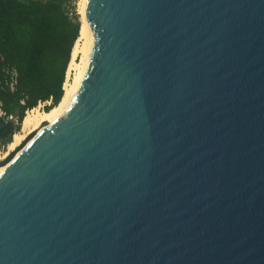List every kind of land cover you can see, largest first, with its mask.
Instances as JSON below:
<instances>
[{"label":"water","instance_id":"95a60500","mask_svg":"<svg viewBox=\"0 0 264 264\" xmlns=\"http://www.w3.org/2000/svg\"><path fill=\"white\" fill-rule=\"evenodd\" d=\"M83 18L78 88L0 172V264H264V0Z\"/></svg>","mask_w":264,"mask_h":264},{"label":"trees","instance_id":"16d2710c","mask_svg":"<svg viewBox=\"0 0 264 264\" xmlns=\"http://www.w3.org/2000/svg\"><path fill=\"white\" fill-rule=\"evenodd\" d=\"M76 0H0V109L20 121L38 102L61 99L79 32ZM14 73L11 77V73ZM13 79V80H10Z\"/></svg>","mask_w":264,"mask_h":264},{"label":"bare ground","instance_id":"6f19581e","mask_svg":"<svg viewBox=\"0 0 264 264\" xmlns=\"http://www.w3.org/2000/svg\"><path fill=\"white\" fill-rule=\"evenodd\" d=\"M85 0H81L80 3V28L77 39L71 49V57L67 72L70 73V69L73 67L77 69V73L73 77L72 81L67 84L64 83V92L59 102L51 107L47 111H38L36 108L28 111L21 120V127L25 131L22 135H14L13 141L9 144L10 151H15L12 160H9L4 165L0 166V172L11 163L18 155L26 148V146L41 133L46 127H48L52 121L61 115L62 111L68 105L72 95L78 88V85L84 75L87 68L89 54L93 46V34L90 27L86 24L83 18V8ZM81 42V43H80ZM80 52V61L76 62V54ZM31 135V138H27ZM27 138V139H26ZM21 145V143H23Z\"/></svg>","mask_w":264,"mask_h":264},{"label":"rangeland","instance_id":"374dc122","mask_svg":"<svg viewBox=\"0 0 264 264\" xmlns=\"http://www.w3.org/2000/svg\"><path fill=\"white\" fill-rule=\"evenodd\" d=\"M80 3H81V0H76V11H77V13L79 14V21H80V12H79V8H80ZM79 28H80V26H79ZM77 39V38H76ZM76 41V40H75ZM75 41H74V43H75ZM74 43H73V45H74ZM81 43V42H80ZM70 57H71V53H70ZM70 57H69V60H68V63H67V66H66V70L65 71H67V69H68V66H69V61H70ZM80 57H81V53L80 52H78L77 54H76V57H75V61L76 62H79L80 61ZM77 73V69H75V68H71L70 69V77H69V81L67 82V84L68 83H70L71 81H72V79H73V77L75 76V74ZM11 77H13V75H14V73L12 72L11 74ZM10 80H13V79H11L10 78ZM63 89H64V85H63ZM46 104V103H45ZM44 104V105H45ZM42 103H40V104H37L35 107H33V108H31V109H37L38 111H44L43 110V106H44ZM31 109H28L27 110V112L28 111H30ZM26 111H25V113H24V115L27 113ZM0 114L1 115H3V112H2V110L0 109ZM7 116H9V115H7ZM11 116H12V118L14 119V123H13V131H12V133H11V136L5 141V142H0V161L2 160V159H4V157H6V155L10 152V150H9V148H8V146H9V144L13 141V139H14V135H22V134H24V130L22 129V127H21V120L20 121H18L17 120V117L14 115V114H11Z\"/></svg>","mask_w":264,"mask_h":264},{"label":"built area","instance_id":"2783aa9c","mask_svg":"<svg viewBox=\"0 0 264 264\" xmlns=\"http://www.w3.org/2000/svg\"><path fill=\"white\" fill-rule=\"evenodd\" d=\"M67 70H68V69H67ZM69 77H70V73H68L67 71H65L63 85H64V83H66L67 81H69ZM40 103H42V104L44 105L45 103H46V104H49L50 101L47 100V101H43V102H38V104H40ZM26 112H27V110H26ZM3 114H4V113H3ZM9 116H11V115H9ZM11 117H12V116H11Z\"/></svg>","mask_w":264,"mask_h":264},{"label":"flooded vegetation","instance_id":"af4514ba","mask_svg":"<svg viewBox=\"0 0 264 264\" xmlns=\"http://www.w3.org/2000/svg\"><path fill=\"white\" fill-rule=\"evenodd\" d=\"M12 131H13V129H12ZM12 131H11V133H12ZM11 133L8 134L5 138L1 139L0 142H5L11 136Z\"/></svg>","mask_w":264,"mask_h":264}]
</instances>
